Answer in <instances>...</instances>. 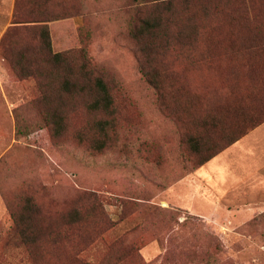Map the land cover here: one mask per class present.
Wrapping results in <instances>:
<instances>
[{
	"label": "rangeland",
	"instance_id": "1",
	"mask_svg": "<svg viewBox=\"0 0 264 264\" xmlns=\"http://www.w3.org/2000/svg\"><path fill=\"white\" fill-rule=\"evenodd\" d=\"M146 1L0 0V264H264V194L252 170L237 175L260 161L264 130L211 175L239 139L194 169L199 155L182 142L195 131L218 140L264 109V0H176L167 35L140 51ZM16 6L69 13L44 23L70 51L63 62L38 32H9ZM99 77L110 114L88 107ZM66 79L87 89L64 94ZM217 102L228 111L206 131Z\"/></svg>",
	"mask_w": 264,
	"mask_h": 264
},
{
	"label": "trees",
	"instance_id": "2",
	"mask_svg": "<svg viewBox=\"0 0 264 264\" xmlns=\"http://www.w3.org/2000/svg\"><path fill=\"white\" fill-rule=\"evenodd\" d=\"M38 2H44L48 0H36ZM176 0H147L145 3L146 5L149 4L153 8L150 10L147 17L140 19L139 25L135 27L133 31V37L137 40L140 44V51L144 50L146 47H152L153 43L149 40V37L156 35L157 31L161 28L167 29V26L172 21V13H174L172 9V4H174ZM187 1V0H185ZM32 6V4H31ZM161 6H163L164 13L161 11ZM34 10H27L26 12L23 11L19 6H16L13 19H12V28L9 32L13 35H17L19 33H23L24 31H28L33 33L34 35L37 34L42 40V44L44 48L47 50L49 56H51L54 60V63H61L63 62L70 51L65 53L61 52L62 48V39H58V33L55 28L48 29L45 26V22L54 21L61 17L70 16L67 12H62L63 14H53L46 19L34 18ZM32 17H31V16ZM43 22V23H42ZM42 23L37 25L39 29L36 28V24ZM31 25L34 26L32 28L29 27H22L21 29L18 28L19 26L23 25ZM163 29V31H165ZM166 31H165V34ZM52 36V39L50 37ZM1 52L5 54L6 58L8 57V48H4L1 46ZM67 55V56H66ZM143 77L146 81L153 86L156 92H159L160 97H162V92L160 90L159 82L153 77L156 76L155 74L152 75L148 71L141 72ZM70 87L74 89H78L80 91L86 90L85 85L80 84H70V82L66 79L61 87V91L64 94H69L71 91ZM91 92V98L88 102V107L90 110H97L101 111L102 113L110 114L113 108V100L110 93L108 86L106 85L105 81L99 77L96 78L94 85L89 87ZM235 110H242L243 106L241 102L238 105H234L232 107ZM228 111L227 104L225 102H217L215 105H209L205 109V116L202 118L200 125L206 128L211 127L214 129L216 124L218 123L219 115H222L224 112ZM174 120H178L176 116H173ZM193 119V118H192ZM264 122V109L260 112L258 111H251L248 115L244 117V122L242 126L238 127L232 134H227L220 137L218 140H214L210 136L207 137L206 134L195 132H186L183 134L182 142L186 145V147L194 154L199 155V158L194 162L192 169L197 168L198 166L204 164L206 161L211 159L217 153L225 149L226 147L230 146L242 136H244L249 130L257 127L261 123ZM99 128L104 130V123L98 124ZM57 128V132H58ZM77 212V210H75ZM75 221V220H74Z\"/></svg>",
	"mask_w": 264,
	"mask_h": 264
},
{
	"label": "crops",
	"instance_id": "3",
	"mask_svg": "<svg viewBox=\"0 0 264 264\" xmlns=\"http://www.w3.org/2000/svg\"><path fill=\"white\" fill-rule=\"evenodd\" d=\"M264 130V123L262 125H260L259 127H257L256 129H254L252 132H250L249 134L245 135L243 138L239 139L234 145L230 146L227 149V152H225L220 158L213 160V162H211L209 164V166H207V168L205 169V171L211 175V169L214 167V164H218L220 161V159L227 154L232 148H237L238 146L241 145L242 141H244L247 137H249L250 135H252L253 133L259 132V131H263ZM256 149L260 152L261 155V159L259 162L256 163H252L249 164L248 166L243 167L244 169L241 171L243 172H239V176H243L246 173H248L250 170H252L253 172V178L255 180V184L257 186V190L256 192H258V190L261 192V195L264 194V147L259 144ZM243 153H245L246 155H251L255 152H253L252 150H250L249 148H244L243 149ZM241 166H238L237 168H235L232 172L230 171V173L235 174V177L237 176L235 173L236 169H239ZM241 188V187H240Z\"/></svg>",
	"mask_w": 264,
	"mask_h": 264
}]
</instances>
